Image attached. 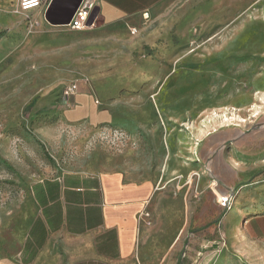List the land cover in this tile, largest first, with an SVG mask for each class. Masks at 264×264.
Instances as JSON below:
<instances>
[{
	"label": "rangeland",
	"instance_id": "374dc122",
	"mask_svg": "<svg viewBox=\"0 0 264 264\" xmlns=\"http://www.w3.org/2000/svg\"><path fill=\"white\" fill-rule=\"evenodd\" d=\"M10 10L0 17V261L3 238L34 218L35 182L118 171L144 189L145 264L179 253L187 264H264V190L254 191L264 185V0H164L136 23L95 11L77 32ZM81 78L88 103L71 112L62 91Z\"/></svg>",
	"mask_w": 264,
	"mask_h": 264
},
{
	"label": "crops",
	"instance_id": "0c3cea01",
	"mask_svg": "<svg viewBox=\"0 0 264 264\" xmlns=\"http://www.w3.org/2000/svg\"><path fill=\"white\" fill-rule=\"evenodd\" d=\"M162 1L99 0L95 11L105 23L114 18L136 23ZM16 3L0 0V17L12 13ZM75 102L71 112L83 109L87 96L79 92ZM261 171L264 177V167ZM263 190L264 185L254 189ZM143 191L125 183L118 171H68L35 182L30 193L34 218L25 232L3 238L0 264H145L138 220ZM179 254L166 264H176Z\"/></svg>",
	"mask_w": 264,
	"mask_h": 264
},
{
	"label": "built area",
	"instance_id": "2783aa9c",
	"mask_svg": "<svg viewBox=\"0 0 264 264\" xmlns=\"http://www.w3.org/2000/svg\"><path fill=\"white\" fill-rule=\"evenodd\" d=\"M53 0H17L16 6L13 10L16 14L30 15L31 13L38 12L44 20L45 14ZM99 0H80L76 10L68 23L53 25L58 28H64L70 31H84L94 26L92 15L98 7ZM146 14H144L145 16ZM36 23V22H35ZM52 25V24H50ZM132 33L135 29L131 30ZM86 79H74L62 91V101L67 109H74L76 106L75 97L79 92L81 85H87ZM229 202L228 197L222 199L221 206Z\"/></svg>",
	"mask_w": 264,
	"mask_h": 264
},
{
	"label": "water",
	"instance_id": "95a60500",
	"mask_svg": "<svg viewBox=\"0 0 264 264\" xmlns=\"http://www.w3.org/2000/svg\"><path fill=\"white\" fill-rule=\"evenodd\" d=\"M80 0H53L45 19L52 25L68 23Z\"/></svg>",
	"mask_w": 264,
	"mask_h": 264
},
{
	"label": "trees",
	"instance_id": "16d2710c",
	"mask_svg": "<svg viewBox=\"0 0 264 264\" xmlns=\"http://www.w3.org/2000/svg\"><path fill=\"white\" fill-rule=\"evenodd\" d=\"M262 173V171H260V172H258L257 174H255V175H259V174H261ZM254 175V176H255ZM215 223L217 222L216 220L214 221ZM199 230H201V228L200 229H194V230H192V231H190L191 233H193L194 231H199ZM176 264H187V257H186V253H180L179 254V256H178V260H177V263Z\"/></svg>",
	"mask_w": 264,
	"mask_h": 264
},
{
	"label": "bare ground",
	"instance_id": "6f19581e",
	"mask_svg": "<svg viewBox=\"0 0 264 264\" xmlns=\"http://www.w3.org/2000/svg\"><path fill=\"white\" fill-rule=\"evenodd\" d=\"M218 194V193H217Z\"/></svg>",
	"mask_w": 264,
	"mask_h": 264
}]
</instances>
